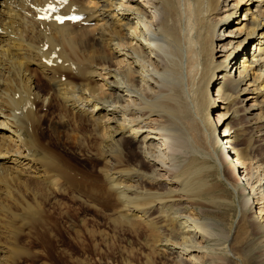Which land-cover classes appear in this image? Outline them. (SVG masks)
I'll return each mask as SVG.
<instances>
[{
	"label": "bare ground",
	"instance_id": "6f19581e",
	"mask_svg": "<svg viewBox=\"0 0 264 264\" xmlns=\"http://www.w3.org/2000/svg\"><path fill=\"white\" fill-rule=\"evenodd\" d=\"M222 6L227 15L218 17ZM148 9L154 21H145ZM37 79L50 94L39 92ZM38 105H55L62 122L71 117L92 128L103 193L121 228L140 225L157 235L165 260L175 262L181 250L201 262L204 255L190 252L204 254L211 227L224 224L226 211L251 208L248 199L232 206L235 190L221 166L224 149L239 157L233 141L243 136L229 120L249 121L264 144V0H0V179L33 180L58 193L60 165L35 129ZM214 110H222L216 122ZM161 127L171 129L169 151L181 152L177 164L166 154L175 165L154 154ZM122 144H133L141 163L124 162ZM259 188L251 187L252 197ZM2 214L0 264H13L9 213ZM165 242L174 247L166 250Z\"/></svg>",
	"mask_w": 264,
	"mask_h": 264
},
{
	"label": "rangeland",
	"instance_id": "374dc122",
	"mask_svg": "<svg viewBox=\"0 0 264 264\" xmlns=\"http://www.w3.org/2000/svg\"><path fill=\"white\" fill-rule=\"evenodd\" d=\"M224 9L225 7L222 6L221 12L223 13H220L218 17L227 15ZM147 11H150L151 19L146 18L145 21H154L156 17L154 11L150 9ZM233 27L234 25H231L227 31L232 30ZM94 35L97 38L96 33ZM238 60L239 57H236L235 66L232 69L236 67ZM31 67L32 65H28L27 69ZM220 73L218 72L216 75H221ZM36 81H38L37 84L39 83V92L51 93L46 82L40 79ZM143 86L147 85L143 84ZM216 86L213 85L210 88L213 103L216 99ZM35 90L37 91V85ZM216 105L219 103L216 102ZM38 106L35 109L42 117L38 118L35 129L41 147L50 149L55 155L56 162L60 165L56 168L55 173L56 185L60 192L44 189L35 181L32 182L33 180H21L20 184H10V182L7 183L0 179V184L2 183L0 185V194L2 193L0 203L3 207L0 206L4 208L0 209V216L3 213L2 218H4V214L9 213L6 215L7 218H4L7 221L3 220L7 225L6 237L9 236L12 240L10 255L13 258V264H264V215H259V207L261 208L263 205H256L260 201L258 198H261V194L264 195V144L261 143L260 138L255 137L257 130L249 121L246 122L241 116L229 120L230 127H241L243 136H238L233 141V146L239 153V157L225 153L229 149H224L226 161L225 164L224 162L223 165L221 164V172L231 183L232 189L235 190L232 206L236 203L242 207L244 201L248 199V205H251L250 210L246 213H243L242 209L240 212L236 208L226 211L224 224L218 228L211 227L212 237L201 245L206 246L201 249L204 250V254L190 252L200 258L204 255L203 261L200 262L181 250L177 251L178 253L174 250L177 257L175 262H172L158 254L157 235L153 236L140 225L126 229L116 223L119 221L116 220L112 199L110 200L103 193L101 175L103 161L98 153L95 156L92 155L93 150L97 149L96 136L92 128L78 124L75 121L76 118L69 117V113L65 115L66 118L69 117L68 121L63 116L64 121L62 122V119L57 116L58 110L55 105H49L47 108ZM218 112H222V110H214L211 113L214 122L218 120L216 117ZM224 118L226 116L221 119V123ZM117 119L119 118L117 117ZM150 119H154V117L152 116ZM111 125L114 127L115 124ZM161 128L164 134L161 135V141L158 140V144L155 142L159 146V151L156 150L154 154L161 155L163 152L162 155L165 158L167 155H171L177 164L182 159L180 158L181 152L172 153L169 151L171 150V148L169 149L170 143L167 144L171 139L166 135V132L171 129ZM113 138L116 139L117 135ZM163 142L168 145V150L166 145H162ZM222 145L224 146V144ZM120 148L124 162L141 163V157L135 152L133 144H122ZM172 158L169 160L167 158V163L171 162ZM174 161L172 160L171 163L175 165ZM143 168L147 169L146 166ZM3 184L6 187L4 185L3 188ZM258 185L260 194H254L252 197L251 187L256 188ZM8 187L10 188L7 191L5 188ZM5 196L6 202L4 201ZM11 196L13 197L11 198ZM232 196V192H230L228 197ZM17 205H20L19 208ZM27 207L33 214L26 210ZM20 208L22 209L21 216ZM10 210L14 213V217L13 214H10ZM17 210L19 211L17 212ZM15 216L19 218L17 219ZM8 217L11 219L9 220ZM22 220L25 222L23 221V223ZM259 227L262 229L260 230ZM1 238L0 242H4L5 240ZM178 243L182 244V240H179ZM164 244L162 246L166 250L174 247L170 242Z\"/></svg>",
	"mask_w": 264,
	"mask_h": 264
}]
</instances>
